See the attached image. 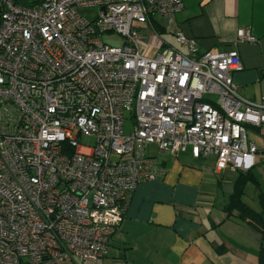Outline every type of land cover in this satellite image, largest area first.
<instances>
[{
  "label": "built area",
  "instance_id": "2783aa9c",
  "mask_svg": "<svg viewBox=\"0 0 264 264\" xmlns=\"http://www.w3.org/2000/svg\"><path fill=\"white\" fill-rule=\"evenodd\" d=\"M183 8L0 0V264L99 261L135 188L164 174L157 154L255 166L264 97L239 94L236 50L200 51L181 31L176 46L158 40L155 16Z\"/></svg>",
  "mask_w": 264,
  "mask_h": 264
},
{
  "label": "crops",
  "instance_id": "0c3cea01",
  "mask_svg": "<svg viewBox=\"0 0 264 264\" xmlns=\"http://www.w3.org/2000/svg\"><path fill=\"white\" fill-rule=\"evenodd\" d=\"M183 10L155 18L160 36L167 28L176 46L175 32L196 40L200 51L236 50L242 69L232 72L243 97H264V0H182ZM248 30L255 41H237V31ZM149 29L146 30L149 32ZM187 161L185 154L169 159L157 154L164 174L141 182L131 194L125 214L113 232L107 254L86 264H257L262 234L233 215L225 218L223 206L231 182ZM189 159V158H188ZM224 171L236 173L225 169ZM220 175V177H219ZM229 183L228 194L215 188ZM225 198V199H224ZM260 201V199H259ZM260 207L264 204L260 201Z\"/></svg>",
  "mask_w": 264,
  "mask_h": 264
},
{
  "label": "rangeland",
  "instance_id": "374dc122",
  "mask_svg": "<svg viewBox=\"0 0 264 264\" xmlns=\"http://www.w3.org/2000/svg\"><path fill=\"white\" fill-rule=\"evenodd\" d=\"M184 1H186V0H184ZM195 1H198V0H195ZM160 17H161L160 15L155 16L156 19L160 18ZM148 36H149V39L152 38L153 40L156 41L157 36L153 32V30H149ZM158 40L164 41L165 43L166 42L167 43L174 42V38L172 37L171 32L167 31L166 27L163 31H161ZM156 50L157 49L155 48L153 50V52H155ZM126 117H127V115H126ZM130 127H131V121L126 119L125 125H124L125 133H128ZM248 140L253 142L255 144L257 150H258L256 153V156H255V158H256L255 166L251 169V172L254 175L256 182L249 181L246 184L245 193L243 195V201L257 211H264V207H260V201H259V199L261 197V195H259V193L264 194V136H261L258 133H256V131L249 129L248 130ZM87 141H90V140H88L85 137H83L81 139V143L83 145L90 144V142H87ZM185 157H187L186 158L187 161L192 160L188 156V153H185ZM214 160H215V156L209 155L206 158L199 159L195 162H197V165L198 164L200 165V167L205 171V173L210 174L212 177L213 176L216 177V175L218 176V174L213 173L214 172V166H215ZM221 176H224V178L227 179L226 182H231L233 180V178L236 176V173H232V172L222 170ZM219 177H220V175H219ZM229 187H230V184L225 183L224 187H222V189L220 187L215 188V192L218 196L217 198L220 199L221 190H223L225 192V196H226L229 192V189H228ZM67 264H74V263H67Z\"/></svg>",
  "mask_w": 264,
  "mask_h": 264
},
{
  "label": "trees",
  "instance_id": "16d2710c",
  "mask_svg": "<svg viewBox=\"0 0 264 264\" xmlns=\"http://www.w3.org/2000/svg\"><path fill=\"white\" fill-rule=\"evenodd\" d=\"M251 169L236 172L231 184V191L223 206V212L225 218L235 215L241 221L257 229L262 234V240H264V211H257L243 201L246 184L249 181L256 182ZM259 195H261V203L264 204V194L259 193ZM257 264H264V244H261L258 250Z\"/></svg>",
  "mask_w": 264,
  "mask_h": 264
}]
</instances>
